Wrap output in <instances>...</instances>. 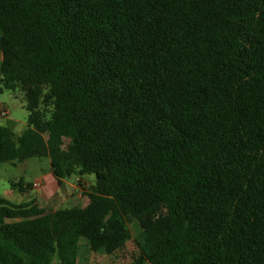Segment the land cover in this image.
Returning a JSON list of instances; mask_svg holds the SVG:
<instances>
[{"label":"trees","instance_id":"trees-1","mask_svg":"<svg viewBox=\"0 0 264 264\" xmlns=\"http://www.w3.org/2000/svg\"><path fill=\"white\" fill-rule=\"evenodd\" d=\"M0 54L27 111L0 164L94 175L83 207L0 197V264L110 255L131 224V264H264V0H0Z\"/></svg>","mask_w":264,"mask_h":264},{"label":"rangeland","instance_id":"rangeland-1","mask_svg":"<svg viewBox=\"0 0 264 264\" xmlns=\"http://www.w3.org/2000/svg\"><path fill=\"white\" fill-rule=\"evenodd\" d=\"M0 102L5 105L9 114V120L7 119L8 121H6L5 126L11 128L13 138L16 140V138L27 129V111L25 109V100L23 99L20 91L9 92L2 90L0 92ZM46 117H48V114H46ZM48 174L50 175V182L46 183L47 192H43L42 181L40 182L39 187L34 188L32 186L35 179ZM52 177L49 161L45 157H33L14 163H1L0 197L10 199L15 203L34 199L40 207L44 208L48 212L54 211L58 208L83 207L86 204L85 197L78 195L81 192V187H79L77 182H80L83 187H88L89 185L94 184V175L72 174L64 179L65 183H62L64 185L61 186H59ZM79 178L81 179L78 180ZM19 180H21L23 184H28V186L25 187L24 192L18 191L16 187L10 186L11 183H16ZM74 186L76 188H74ZM50 192L51 194H49ZM128 230L130 233V239L120 250L116 251L112 255H102L104 254L102 251L93 253L89 250L86 256L84 253L85 249L83 248L84 243L81 241L79 263L131 264L138 254V248L134 242V237L139 232V227L137 224H131L128 225ZM97 254H101L102 256L99 257ZM55 263L57 264V260L53 258L52 264Z\"/></svg>","mask_w":264,"mask_h":264},{"label":"crops","instance_id":"crops-1","mask_svg":"<svg viewBox=\"0 0 264 264\" xmlns=\"http://www.w3.org/2000/svg\"><path fill=\"white\" fill-rule=\"evenodd\" d=\"M0 62H1V54H0ZM1 110H4L5 112H6V117H4V118H0V126L1 127H7V126H5V124H6V121H8L9 120V114H8V111H7V109H6V107H5V105L2 103V102H0V111ZM8 119V120H7ZM5 122V123H4ZM49 177H50V175L48 174V175H43L42 177H38L37 179H35V180H38L39 181V183L42 181V187H43V192H47L46 191V183H49L50 182V180H49ZM53 178V177H52ZM54 179V178H53ZM55 180V179H54ZM57 183V182H56ZM62 183H65V181L63 180L62 181ZM62 185H64V184H62ZM45 187V188H44ZM57 187H59V186H57ZM74 188H76L75 186H74ZM25 191V190H24ZM23 191V192H24ZM42 192V191H41ZM42 192V193H43ZM55 193V192H54ZM53 193V194H54ZM49 194H51V192L49 193ZM52 194V195H53ZM29 195H30V193H29ZM43 195H44V193H43ZM79 196L81 195L80 193L78 194ZM49 197H51V196H49ZM7 199V198H6ZM9 201H11V202H13L12 200H10V199H8ZM36 202V201H35ZM13 203H15V202H13ZM37 204V203H36ZM37 206L39 207V208H42V207H40L38 204H37ZM44 209V208H43ZM83 242L84 243V246H83V248L85 249V255L87 256V254H88V251L90 250L91 252H93L90 248H89V245H88V243H87V241L85 240V239H83V238H80L79 240H78V242H77V255H76V264H80L79 262V259H80V254H81V245H80V242ZM98 252V251H97ZM97 252H93V253H97ZM102 253H104L103 251H102ZM115 253V252H114ZM113 253V254H114ZM99 257H101L102 255H107V254H97ZM110 255H112V254H110ZM56 264V263H55Z\"/></svg>","mask_w":264,"mask_h":264},{"label":"built area","instance_id":"built-area-1","mask_svg":"<svg viewBox=\"0 0 264 264\" xmlns=\"http://www.w3.org/2000/svg\"><path fill=\"white\" fill-rule=\"evenodd\" d=\"M6 112L4 111V110H1L0 111V118H4V117H6ZM32 186L34 187V188H36V187H39L40 186V183H39V181L38 180H34L33 181V183H32Z\"/></svg>","mask_w":264,"mask_h":264}]
</instances>
